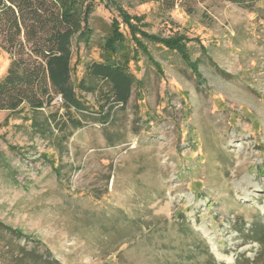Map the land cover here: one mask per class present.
Segmentation results:
<instances>
[{
    "label": "rangeland",
    "instance_id": "rangeland-1",
    "mask_svg": "<svg viewBox=\"0 0 264 264\" xmlns=\"http://www.w3.org/2000/svg\"><path fill=\"white\" fill-rule=\"evenodd\" d=\"M112 1L85 0L94 9L72 43L80 80L108 56L114 20L139 18L142 46L121 27L135 83L110 122L73 110L82 127L57 133L68 139L57 150L27 110H0V221L11 228L0 227V264L252 263L250 230L264 226V0ZM175 38L183 51L157 42ZM5 41L0 31V79ZM95 84L79 94L92 112L111 103ZM61 105L45 112L66 124ZM133 220L143 228L132 239Z\"/></svg>",
    "mask_w": 264,
    "mask_h": 264
},
{
    "label": "trees",
    "instance_id": "trees-1",
    "mask_svg": "<svg viewBox=\"0 0 264 264\" xmlns=\"http://www.w3.org/2000/svg\"><path fill=\"white\" fill-rule=\"evenodd\" d=\"M226 1L252 4L258 0ZM93 9V4L85 5V0H0V31L6 38V45L2 49L13 57L7 74L0 79V110L8 111L10 117L18 118L27 110L25 120L30 122L31 131L34 135L50 140L57 150L61 147L65 149L68 140L57 133L63 132L69 124L74 128L82 127L81 120L71 115L73 110L82 116L86 112L97 113L100 122L106 124L113 117V106H126L135 83L129 72L128 59L125 56L119 59L118 53L126 39L121 27L128 28L139 46L143 45L139 36L147 35L137 30L139 18L128 14L124 16L123 22L114 20L111 38L105 44L108 55L105 60L86 65L85 76L80 80L75 79L72 43L75 38L80 40L86 33L88 14ZM23 32L25 42L21 39ZM157 42L171 50L183 51L184 45L179 38L159 39ZM97 81L108 85L110 91L105 92L104 98L111 103L100 107L98 112H92L79 94L95 93ZM57 96H61V106L68 115L66 124H63L57 113L47 115L45 112ZM130 225L133 227V239L142 231L143 225L135 220L130 221ZM0 227L11 229L1 221ZM101 229L106 231V224H101ZM188 231L194 233L190 228ZM250 234L260 245L261 252L252 263L249 260L248 263L264 264V226H255ZM208 255L207 264H218L212 254ZM24 259L36 263L38 257L29 253Z\"/></svg>",
    "mask_w": 264,
    "mask_h": 264
},
{
    "label": "built area",
    "instance_id": "built-area-1",
    "mask_svg": "<svg viewBox=\"0 0 264 264\" xmlns=\"http://www.w3.org/2000/svg\"><path fill=\"white\" fill-rule=\"evenodd\" d=\"M55 102H60V103H62V98H61V96L57 97V98L55 99L54 103H55Z\"/></svg>",
    "mask_w": 264,
    "mask_h": 264
}]
</instances>
